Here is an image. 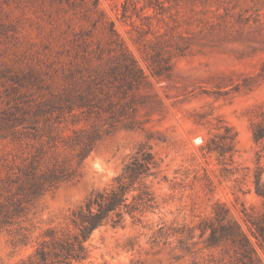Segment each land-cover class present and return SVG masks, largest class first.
Listing matches in <instances>:
<instances>
[{
	"label": "rangeland",
	"instance_id": "374dc122",
	"mask_svg": "<svg viewBox=\"0 0 264 264\" xmlns=\"http://www.w3.org/2000/svg\"><path fill=\"white\" fill-rule=\"evenodd\" d=\"M66 90L106 132L76 180L0 230V264L71 230V213L140 147L161 162L157 210L96 229L83 264H233L228 241L207 246L198 230L217 206L264 264L240 213L263 209L252 181L257 169L264 179V137H253L264 128V0H0V159L22 163V124L8 122L22 123V105L63 104Z\"/></svg>",
	"mask_w": 264,
	"mask_h": 264
},
{
	"label": "trees",
	"instance_id": "16d2710c",
	"mask_svg": "<svg viewBox=\"0 0 264 264\" xmlns=\"http://www.w3.org/2000/svg\"><path fill=\"white\" fill-rule=\"evenodd\" d=\"M61 95L66 99L63 104L51 99L25 103L22 123L21 119L8 120L11 127L22 124V163L13 165L0 159V230L23 218L45 194L76 180L81 165L106 132L98 126H88L89 112L81 111L82 105L70 101L69 90ZM19 132L11 133L12 142ZM253 137L256 141L263 138L264 128H255ZM206 148L220 157L226 154L222 147L207 144ZM160 174V160L150 149L140 147L108 186L94 192L71 213V230L60 234L55 229L48 230V239L36 245L22 264H83L90 256L87 242L96 229L107 225L122 227L126 218L141 222L144 215L157 210L153 183ZM252 184L254 193L263 200V209L248 212L241 204L240 213L256 246L264 250V179L259 169L255 171ZM198 230L200 235L209 230L207 246L228 241L235 249L233 264H261L255 245L237 222L228 219V211L223 206H217L209 221L199 223Z\"/></svg>",
	"mask_w": 264,
	"mask_h": 264
}]
</instances>
